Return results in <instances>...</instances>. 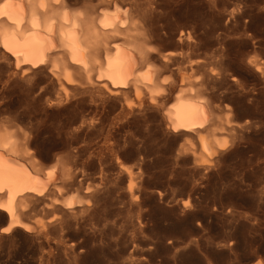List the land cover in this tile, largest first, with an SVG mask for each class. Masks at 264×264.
<instances>
[{"label": "rangeland", "instance_id": "374dc122", "mask_svg": "<svg viewBox=\"0 0 264 264\" xmlns=\"http://www.w3.org/2000/svg\"><path fill=\"white\" fill-rule=\"evenodd\" d=\"M64 1L89 15L128 9L164 92L106 94L63 57L78 74L68 85L0 48V132L19 133L42 167L62 160L76 179L67 193L89 201L75 215L32 202L33 230L0 234V264H264V0ZM190 88L215 115L203 131L224 145L213 157L167 126Z\"/></svg>", "mask_w": 264, "mask_h": 264}, {"label": "bare ground", "instance_id": "6f19581e", "mask_svg": "<svg viewBox=\"0 0 264 264\" xmlns=\"http://www.w3.org/2000/svg\"><path fill=\"white\" fill-rule=\"evenodd\" d=\"M113 7L112 11L106 8L100 14L89 15L90 10L88 13L73 10L64 0H0V48L25 72L50 65L55 78L62 80L63 77L65 82L60 81V84L66 93L68 90L63 82L70 85L77 79L75 75L78 74L71 72L74 67L84 73L82 76L91 77L94 73L101 91L106 94L119 95L130 87L139 94L145 88L150 93V102L154 103L164 89L153 88L157 86V71L148 63L149 55L145 50L148 45L142 26L128 9L122 10L116 4ZM111 39L118 42L112 43ZM108 40L112 42L109 44ZM63 57L73 66L71 70L66 68L68 64L64 67V60L61 65ZM71 75L75 77L71 79ZM90 77L84 80L94 87V76L92 82ZM186 91H180L175 102L166 109L167 126L173 132L195 133L202 150L213 157L224 145L203 138V133L211 131L213 134L214 131L211 129L215 115L209 100L192 88ZM22 142L17 132H0V213L3 215L1 223L6 224L0 230L3 235L16 228L26 233L33 230L22 220L32 202L74 215L89 202L84 197L86 190L71 189L75 193H67L76 179L62 160L56 159L50 168H43ZM187 205L188 201L184 207Z\"/></svg>", "mask_w": 264, "mask_h": 264}]
</instances>
